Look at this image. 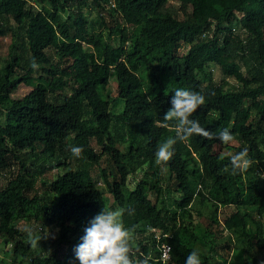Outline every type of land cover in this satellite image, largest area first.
I'll return each instance as SVG.
<instances>
[{
	"label": "trees",
	"instance_id": "obj_1",
	"mask_svg": "<svg viewBox=\"0 0 264 264\" xmlns=\"http://www.w3.org/2000/svg\"><path fill=\"white\" fill-rule=\"evenodd\" d=\"M7 34L0 242L10 248L0 264H79L73 249L88 221L129 206L133 258L184 264L198 249L202 264L230 262L233 251L243 264L264 262V0H0V46ZM210 63L222 79H211ZM21 85L30 89L13 96ZM177 88L201 92L205 104L190 119L214 133L228 128L236 144L193 135L157 163L158 147L175 136L177 121L163 116ZM216 146L232 155L246 148L251 167L233 174L232 155ZM135 160L144 172L131 189ZM163 193L174 196L173 209ZM26 225L48 234L39 247L28 243ZM223 232L234 240H216ZM163 242L172 250L164 262Z\"/></svg>",
	"mask_w": 264,
	"mask_h": 264
},
{
	"label": "clouds",
	"instance_id": "obj_2",
	"mask_svg": "<svg viewBox=\"0 0 264 264\" xmlns=\"http://www.w3.org/2000/svg\"><path fill=\"white\" fill-rule=\"evenodd\" d=\"M32 67H37L35 61ZM151 98L149 97V100ZM205 104V96L198 91L177 88L171 98V107L165 112L163 120L177 121L175 125V136L163 142L155 152L156 162L167 164L175 154L177 141H187L193 135L202 136L206 139H219L222 143H230L234 136L228 128L218 133L202 128L198 121L190 119L198 108ZM165 126H167L165 124ZM70 151L74 157H81L82 147L72 146ZM231 171L233 174L246 172L252 165L245 148L230 157ZM227 170V169H226ZM134 215L135 209L128 208L102 209L94 215L88 225L83 229L80 242L74 246V254L79 264H150L151 257L147 255H136L134 250V230L124 223V215ZM28 236V243L33 247H39V241L47 238L40 235L34 226H24L21 229ZM166 244L168 257L162 258L161 245ZM160 259L162 262L171 258V246L167 242L160 244ZM184 264H202L201 253L193 249L185 258Z\"/></svg>",
	"mask_w": 264,
	"mask_h": 264
},
{
	"label": "rangeland",
	"instance_id": "obj_3",
	"mask_svg": "<svg viewBox=\"0 0 264 264\" xmlns=\"http://www.w3.org/2000/svg\"><path fill=\"white\" fill-rule=\"evenodd\" d=\"M91 8H92L91 5H86L83 8L84 9V12L87 15H89V17H93V16L96 15L95 12L89 13V11L92 10ZM102 14H104L106 16V21L107 22H110L111 17L109 16V14H106L104 12ZM236 29H237V27H236ZM233 30H234V28H233ZM20 31H21V34L19 36V39L22 40L23 37H24L23 28H21ZM13 41H14V38L11 36V34H7L5 37H3L2 41H1V46H0V65L3 64L4 58L7 57L8 49L10 48V45H11V43ZM16 42H19V41L17 40ZM112 43L113 44H117L118 43L117 39L116 38H113L112 39ZM187 47H188V45H183V47L180 49L181 50V54L184 53L187 50ZM207 71L211 72V74H212L211 79H214V80H217L218 81L219 79H222L224 77V75L220 72L219 68H216L215 64H213V63H210L209 64V66L207 67ZM227 80L231 84H237L233 78L227 77ZM113 85H114V83L111 80V82L108 85V87H109L108 89H110V92L111 93H113V89H114V86ZM29 89H30V87H28L26 85H21L18 88V90L13 94V96H17V97L18 96H21L24 93H26ZM125 129H126V127L124 126V130ZM230 144H236V142L233 140V141L230 142ZM216 150L221 155H225V156H231L232 155V151L227 150V148L224 147V146H216ZM133 163H134V166H136V169H135V171H134L133 174H130L128 176V179H127V186L129 188H131V189L134 187L135 183L141 178V176L143 175V172H144V169H142V168L139 167V162L138 161L135 160V161H133ZM53 172H54V174H56L57 171L55 170ZM92 173L94 174L95 171L92 172ZM164 173L166 174L165 169H164ZM5 182H6V179L0 177V184L1 183L3 184ZM173 194L174 195H177L176 192L175 193L173 192ZM173 197L174 196L170 195V193H163L160 196V199L164 200V203H165L166 206H168V207H170V208L173 209L175 207V203L172 200ZM158 204L160 205V204H162V202L158 201ZM235 209H236V207L234 205L226 206V207H224V213L225 214H228L229 212H232ZM209 215H210V211L207 208H205L204 209V212H203V216L204 217H202V220L204 221V223L207 222L206 217H208ZM217 216L219 217V214ZM19 218H20L19 215H16L15 220L16 221L19 220L20 223H22V220L19 219ZM217 236H220L219 233L217 234ZM234 236L235 235H231L230 233L223 232L220 237H216V240H219V241H223V240L233 241L234 238H235ZM9 248H10L9 245L4 246L3 243L0 242V257L3 256L2 250L3 249H9ZM229 257H232L231 258V261L230 262H224V263H223V261L221 259H218L217 258L219 260L218 261V264H243L241 258H239L238 256H236V254H235L234 251H233V253H231V256H229ZM262 264H264V262Z\"/></svg>",
	"mask_w": 264,
	"mask_h": 264
},
{
	"label": "built area",
	"instance_id": "obj_4",
	"mask_svg": "<svg viewBox=\"0 0 264 264\" xmlns=\"http://www.w3.org/2000/svg\"><path fill=\"white\" fill-rule=\"evenodd\" d=\"M167 246L166 244H162L161 245V250H162V258L165 259L168 257V253H167Z\"/></svg>",
	"mask_w": 264,
	"mask_h": 264
}]
</instances>
